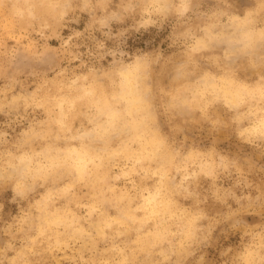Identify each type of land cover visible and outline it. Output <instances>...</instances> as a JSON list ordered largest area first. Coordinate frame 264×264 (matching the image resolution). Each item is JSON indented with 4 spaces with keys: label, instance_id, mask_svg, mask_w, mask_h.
I'll list each match as a JSON object with an SVG mask.
<instances>
[{
    "label": "rangeland",
    "instance_id": "1",
    "mask_svg": "<svg viewBox=\"0 0 264 264\" xmlns=\"http://www.w3.org/2000/svg\"><path fill=\"white\" fill-rule=\"evenodd\" d=\"M30 4L0 0V264H264V134L247 129L257 117L256 98L236 105L199 92L207 70L227 71L229 64H238L235 75L251 85L264 82V0ZM247 11L253 40L228 55L239 38L232 17ZM136 66L139 92L150 99L136 111L150 120L137 137L126 124L133 113L104 134L109 116L86 100L62 126L63 95L83 93L75 80L98 83L101 95L122 104L124 67ZM211 104L221 117L210 115ZM151 136L175 152L166 171L160 158L142 153L141 141ZM85 143L94 154L86 170L101 158L105 182L70 164L68 145ZM126 146L142 158L125 159ZM194 147L207 158L213 150L214 167L199 169L184 189V160ZM150 190L166 192L171 206L136 208ZM183 209L200 216L196 237L177 222Z\"/></svg>",
    "mask_w": 264,
    "mask_h": 264
},
{
    "label": "bare ground",
    "instance_id": "2",
    "mask_svg": "<svg viewBox=\"0 0 264 264\" xmlns=\"http://www.w3.org/2000/svg\"><path fill=\"white\" fill-rule=\"evenodd\" d=\"M35 1L36 0H26L27 3H31L30 5H33ZM39 1L44 2L45 0H39ZM46 1H49V0H46ZM236 14H235V17H232V19H234V21H236L235 23H237V26H236L238 29L237 35L239 36V38H238L237 45H235V47L228 48L227 50L228 55H233L232 53H235L236 51H239L240 49L249 47L253 40L252 38L253 34L249 30H247V27H246L251 19L249 12L247 11L246 14H238V13ZM230 26L231 24L229 25V27ZM231 36L233 37L234 34L231 33ZM223 62L225 63L226 61H223ZM232 65L229 64V66H227L226 68L227 71H224V68H222L220 69L218 73H216V71L207 70L206 71L207 75L204 80L205 81L204 86L202 88H199V92H202L203 96H208L209 95L208 92H210V94H213L214 97L215 96L218 97L220 99V102L224 101L228 104L230 103V104H236V105H240V102L242 101L244 102V100L249 96L256 98L255 104H258V107L256 109L257 117L255 119V122L249 125L247 129L250 130L252 133H257V134L263 133L264 134V105H261L262 103L259 104V101L264 102V82L262 84L260 82H257L254 85H251L247 80L241 78V76L239 77L235 75L236 73L235 67H238V64L237 66L235 65L232 66ZM124 68H125L124 71L126 72L123 71L124 78H123L121 89L119 91L120 96H118L122 104H116L114 103V100H113L114 98H110V100H108L109 99L108 96L101 95V92H103V88H101L98 83H95L97 86H95L94 88H89L83 82L78 83L80 80L78 81L75 80V82L71 84L74 86V90L80 88L82 89L83 93H79L78 95H69L70 97L68 98L65 96L66 94L63 95L65 103L60 105L61 115L58 118L59 121L62 123V126L64 127L67 124V121L69 120V118L68 120L65 119L69 110L71 108H75L77 104H79L82 100H86V101L96 103V105H98L99 110L102 113H105L106 115L109 116L108 122L101 125V129L104 131V134L108 132L111 133L115 127L114 122L120 118H123L124 114L133 113V116L130 119L126 120V124L130 125L131 127L132 136L137 137L139 133L147 127V124L150 123V120L146 118L138 117V115L136 114V111L139 108L148 106V103H150V99L148 98L147 102H145V99L139 92L140 86L137 85L138 77H141L142 75L140 73L142 66L140 70H138L139 66H136V68H133L130 70H128L127 67H124ZM207 99L209 101V97H207ZM211 106H212V111H210V115L211 116L218 115L219 117H221L222 115L220 114V107H216L214 104H211ZM149 108L151 109V107ZM87 135H91L90 132H86L85 136ZM162 144L163 142H160L159 138L152 137L151 139H145L141 141V146H142L141 149L146 150L145 152H142V153L146 154L144 157H148V159H150L149 157L160 158L159 168L162 171H166L168 170V168L166 167L165 162L169 158L175 159V156H174L175 152L171 151L170 147H167V146L161 147L160 145ZM148 145H151V147ZM68 146H69V157L71 158L70 164L77 166L78 172L80 175L85 176V175H89L93 173V180H95V183L98 179H100V181L102 182H105L102 179V173L104 171V167L101 168L103 164L101 158H99L98 162L94 161V167H93V170L91 171L89 170L87 171L86 166H84L86 164V161H88L87 156L91 157V155H94L93 152L91 151V147L87 143H85V145H81V147L77 149H76L77 146L75 145L71 146L69 144ZM111 147L114 148L113 151L116 150V148L113 145L110 146L109 148ZM113 151H110V153L113 154ZM123 151H124V148L116 150V152H123ZM209 153H210L209 158H207V153L205 150H201L200 148H197V147H194L192 150H190L189 157L187 158V160L186 159L184 160L183 176H184L185 181L182 184L184 189L190 186L191 182L189 181V179L191 180L192 178H196L198 176L197 172L199 169L204 170V171H209V172L212 171L214 167V164H213L214 156L212 155L213 150H211ZM124 156H125V159L132 157L134 159L140 160L142 158V156L138 155L136 149L132 150L130 147L128 148L127 146L125 149ZM49 162L53 164V160L51 156H50ZM194 163L198 165V168L195 170H193L190 167L191 164H194ZM47 167H48V163L42 166L35 167V172L36 171L40 172L38 170H45ZM18 168L20 169V167ZM30 172L32 171L30 170ZM160 181L165 182V183L167 182L165 172L161 173ZM106 185L108 186L110 191L115 192L112 184H106ZM103 194L107 195L106 191H103ZM98 195L101 196L99 193ZM169 202L170 200L166 197V192H163V191L155 192L154 190H150L141 196L138 206L136 208L141 207L144 211H146V208H143V207L147 206L148 210H151L152 212H154L157 210V208H159V204L164 205L165 207H170L171 203ZM200 210H202L201 217H203L205 212L203 209H200ZM180 211L181 212L176 213L175 217L177 219V222L180 220V222L183 223L184 234L185 235L188 234V237H191V238L193 236L196 237L197 227H198L197 223L199 221L200 216H198V214L193 213V212H191L190 214L186 209H183ZM107 212L108 210H103L101 213V218L103 217L104 220L107 219V217L105 216ZM113 216L114 217H111V220H116V221L121 220L120 217L116 215H113ZM73 217H75V215H73ZM49 220L51 223L53 221V218ZM78 220L79 218L75 217V221H78ZM162 223H163V220H161L160 224ZM162 225H164V228L167 227L165 224H162ZM158 228H161V225L158 226ZM257 253H260L259 250L257 251Z\"/></svg>",
    "mask_w": 264,
    "mask_h": 264
}]
</instances>
